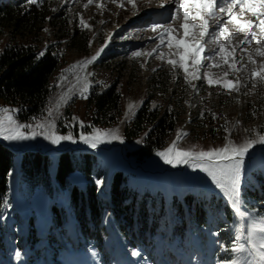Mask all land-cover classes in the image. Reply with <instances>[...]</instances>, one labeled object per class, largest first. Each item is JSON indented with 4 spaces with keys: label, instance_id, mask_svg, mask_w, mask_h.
I'll list each match as a JSON object with an SVG mask.
<instances>
[{
    "label": "rangeland",
    "instance_id": "1",
    "mask_svg": "<svg viewBox=\"0 0 264 264\" xmlns=\"http://www.w3.org/2000/svg\"><path fill=\"white\" fill-rule=\"evenodd\" d=\"M59 3L63 10L75 16L79 27L88 32L89 53L86 55L75 51H67L64 46L67 40L61 41L60 54L63 55L64 62L52 82L54 89L48 102L46 114L40 119L24 124H32L35 127L37 123H44L54 118L57 133L67 135L72 132L77 143L64 141L59 146H56L45 140L43 136L27 141H6L0 138V141L15 149L20 147L21 150L37 152L40 155H42L41 152H47L42 156H48L53 162L49 171L50 174H52L57 157L63 153L61 151L68 150L74 145L78 146L81 134H92L97 129L102 131L118 130L119 135L124 140V128L141 106L150 100V107L155 110L164 103V99L159 96L150 98L149 81L153 69L157 70L164 67L168 71L173 70L167 63L156 59L155 55L152 57L144 55L133 57L132 53L135 51L147 52L154 47L156 34L150 30V25L153 22H171L169 9L170 7L174 8V5L166 4L164 9H160L157 7L158 0H153L151 5L147 3V0H136L137 7L135 9L127 4L126 0H117L116 3H113L112 0H94V3L87 8L84 7L87 0H59ZM96 3L102 4V7H96ZM121 3L124 4V7L118 6ZM160 13H163V15H160ZM81 18L88 25L87 28L80 24ZM246 18L254 19L250 14ZM178 23L174 26L178 27ZM46 29L47 31H44L39 36L37 44L43 48L56 43L55 33L50 28ZM213 30H215L214 24L210 31ZM109 36H111V40L108 39ZM242 38L243 34H240L234 38L232 43L237 44ZM105 41L108 43L107 47L104 48L99 62L93 66L94 85H92L91 89L97 87L100 92H103L115 82L118 84V90L122 95V117L118 123L110 128H91L90 116L85 108L91 89L86 94L87 98L74 95L63 106L60 114L54 112L53 117H49L48 109L55 108L57 102L60 101L63 90L77 72L74 67L75 62L90 56L93 51L102 47ZM7 43H9L8 36L0 38V46L2 48ZM211 47L213 46L209 45V48ZM248 47L249 51H251L255 45ZM164 51L167 52L168 50L165 48ZM210 54L207 51L205 53V55ZM105 56H107V60ZM236 56L239 59V48H237ZM257 59L259 62H264L260 61V58ZM217 60H219V57H217ZM208 63L209 61H204V64ZM244 63L247 64L246 54ZM125 65L128 67L126 71L123 70ZM251 67V65H248L249 69ZM224 70V67L213 69L202 67L200 72L203 75L205 71H210L216 75V78L222 80L224 79L222 75ZM175 72L179 77L180 88L186 89L188 85L184 83L181 70L176 69ZM239 75L244 83L248 84V87L241 88L239 94L236 92L229 94L227 90L222 89L219 85L210 87L204 79L193 81L196 90H192V93L187 91V98L182 101L184 110H182L181 122L165 148L168 147L172 140L176 139L177 132L181 130L188 135L181 138L179 142L180 148H195L196 150L222 147L225 143L224 137L229 135V133V138L236 143H242L250 134L253 137L257 134H264V88L251 89L247 72H241ZM227 78L235 79V76L230 74ZM246 91L249 92V95H244ZM178 95L181 94L178 92ZM129 102L134 105L131 112L128 111ZM0 107L13 109L1 102ZM12 114L17 119L16 111ZM213 114H215L216 119H213ZM73 117L76 119H73ZM194 117L197 119L195 122L193 121ZM225 125L228 132L224 130ZM89 129H91L90 133L87 132ZM138 141L141 142L127 143L124 140L121 143L119 140H113L111 143L101 144L105 147L106 145L115 146L106 151L82 150L69 153L74 154L78 158L88 154L92 157V161H95L93 166L104 171V176L100 179L104 183L102 186H98L99 193L103 198H107L109 183L113 174L120 172L125 176L128 188L136 191L139 195H147L149 198L148 203L156 202L162 206L167 218L166 224H163L164 218L158 216L159 224L162 228L164 226L165 236H168L171 228L174 229L173 247L180 251V258H173L172 262L168 264H225L226 261L237 256L242 258V264H247V261L259 264L258 258L254 253L251 255L248 253L234 254L230 251L231 247L221 246L216 240L219 236V231L217 230L214 231V236H199L197 242H193L196 246L195 248H192L191 243L185 241L184 237L176 232L182 226H189L194 229V225L191 222L192 212L189 205L184 203L185 196L196 198L198 205L203 206L204 212L208 216L207 222L213 218L214 214V217L218 220L224 217L222 206H227L233 211L232 207L222 197L203 187L204 183H212L213 181L206 172L200 171L199 168L193 169L188 165L180 164L176 169L172 171L164 170V173L160 174V172H163L161 169L164 162L156 154L152 157L143 156L138 151L143 145V141L142 139ZM119 145L124 147L132 161L140 165H149L158 173L153 174V176L133 173L125 164L124 159H122ZM128 153H135V155L129 156ZM16 154L17 165L9 178V192L0 207V242L4 245L3 253L5 255L12 257L14 262H23L25 264L21 255H24L27 247L25 237L28 234L29 236L33 234L36 238L45 235H48L47 237H51L54 234V236L58 235L59 230L53 219L55 215L52 208L55 204L67 205L69 189L60 190L57 201H55L54 198L48 195L47 188L44 186L31 187L19 174L18 163L23 154ZM108 175L109 177L106 178ZM94 177L96 179V173H94ZM70 182L84 184L85 179L82 173L76 172L71 176ZM241 182H243L241 186L243 203L240 206V211L245 214L244 217H241L245 225L242 226L240 221L237 220L239 226L235 230L234 236L239 235L241 237L239 243L249 247L247 240L249 225L254 218L264 217V145H256L245 158ZM179 201L183 204L182 211L178 208ZM22 207L28 209V216H24L21 210ZM62 239H64L63 236ZM253 242L258 246L259 234L253 236ZM40 243L38 241L37 244L33 245H40ZM62 260L59 255L54 259L56 264H61ZM85 262L86 264H96L91 257H86ZM142 263L148 264L147 259L144 258Z\"/></svg>",
    "mask_w": 264,
    "mask_h": 264
},
{
    "label": "trees",
    "instance_id": "2",
    "mask_svg": "<svg viewBox=\"0 0 264 264\" xmlns=\"http://www.w3.org/2000/svg\"><path fill=\"white\" fill-rule=\"evenodd\" d=\"M59 4V0H38L35 4L28 0L0 1V38L8 36L9 39L7 45L0 46V102L15 109L21 123L46 114L54 89L52 82L64 62L60 54L61 41L67 40L64 44L67 51L89 53L88 32ZM46 28L55 33L56 43L43 48L37 44ZM41 52L43 56L39 55ZM127 68L125 65L123 70ZM149 84L150 98L159 96L164 103L153 110L150 100L146 102L123 132L127 143L142 139L143 145L138 151L145 157H152L166 147L181 122L182 101L187 98V91L192 93L193 90L189 86L181 89L176 72L164 67L152 72ZM121 103L122 95L116 82L103 92L93 87L85 103L91 128L116 125L122 117ZM196 120L194 117L193 121ZM91 158L88 154L78 158L69 152L62 153L50 174L53 162L48 156L27 152L20 157L19 174L31 187L44 186L55 201L60 190L69 189L67 205L55 204L52 208L58 235L36 238L28 234L27 247L21 255L25 264H56L57 255L63 259L61 264H86V257L93 258L96 264H143L144 258L148 264H168L173 258H180V251L173 247L174 229L165 236V228L159 224L158 216L164 218L163 224H166L167 214L162 206L148 203L147 195L128 188L120 172L113 174L107 198H103L96 181L104 176V171L96 169ZM16 160V153L0 145V207L9 192V178ZM76 172L82 173L84 184L70 182ZM184 203L192 212L194 229L182 226L176 232L190 242L192 248L196 247L193 242H197L199 236H214L215 230L219 231V236L214 238L221 246L229 248L236 242L234 233L239 224L229 207L222 206L224 217L218 220L214 214L207 222L208 216L196 198L185 196ZM178 208L183 210L181 202ZM38 241L40 245H33ZM3 247L0 242V264H23L5 255ZM134 252L139 254L133 255Z\"/></svg>",
    "mask_w": 264,
    "mask_h": 264
},
{
    "label": "snow or ice",
    "instance_id": "3",
    "mask_svg": "<svg viewBox=\"0 0 264 264\" xmlns=\"http://www.w3.org/2000/svg\"><path fill=\"white\" fill-rule=\"evenodd\" d=\"M38 0H28V3L35 4ZM116 3L117 0H112ZM127 4L133 9L137 7L136 0H126ZM94 0H87L84 5L87 8L93 4ZM151 5L153 0H147ZM168 5H174L169 9L171 22H153L150 30L156 34L154 39L156 43L154 47L147 52L135 51L133 57H152L161 60L171 66L173 71L181 70L184 83L196 90L193 81L204 79L208 86L219 85L222 89L240 93L241 88L248 87V84L240 77L241 72H247L251 89L257 87L264 88V0H158L157 7L164 9ZM119 7H124L121 3ZM96 7L101 8L102 4L96 3ZM250 14L254 19H247ZM163 15V13H160ZM178 23V27H175ZM80 24L85 28L88 25L81 18ZM213 24L215 30L210 31ZM47 31V29H45ZM243 34V38L237 44L232 41L235 37ZM111 40V36L108 37ZM209 45L213 47L209 48ZM255 45L251 51L248 46ZM107 43L98 50L96 56L90 60L81 62L79 66H87L97 59ZM168 51L165 52L164 49ZM237 48L240 49V57L237 59ZM210 52V55L205 53ZM245 54L247 64L244 63ZM43 56L44 53L39 54ZM219 57V60H217ZM204 61H209L204 64ZM239 65V67H238ZM248 65L252 67L249 69ZM143 66V65H142ZM75 67V66H74ZM222 68L224 79L216 78V75L210 71H205L201 75L200 69ZM155 71V69H153ZM232 74L235 79H228ZM90 85L84 78L81 88V97L87 98ZM244 95H249L245 92ZM61 102H66L65 97H61L55 108L48 109V116L53 117V113L59 111ZM239 102V101H237ZM131 112L134 108L133 104L128 105ZM15 109L0 107V138L6 141H27L34 140L38 136L49 141L52 145L59 146L61 142L68 141L77 143L72 132L67 135H60L56 131L54 118L44 123H37L35 127L32 124H24L19 122L12 113ZM203 115V114H201ZM73 119H76L73 117ZM213 119H216L213 114ZM224 130L228 132L227 126ZM247 131V130H245ZM187 133L177 132L176 140L162 151L156 153L161 160L172 167L185 164L193 169L199 168L200 171L206 172L211 177L213 183L222 191L228 194L233 209L239 217H244V213L240 211L243 203L241 198V180L244 171L245 158L251 149L256 145H264V134L250 136L242 143H236L229 138L224 137L225 143L222 147L209 148L207 150L195 148L182 149L179 142ZM113 140L124 142L123 137L119 135L118 130H95L92 134H81L79 141L95 149L100 144L111 143ZM141 141H137L140 143ZM103 180H97V186H102ZM259 234V244L253 242V236ZM241 237L236 236V243H233L230 251L234 254L248 253L255 254L259 264H264V217L254 218L248 229V243H239ZM139 253L134 252L133 255ZM246 259V258H244ZM225 264H242V258L237 256L230 259ZM247 264H253V261H247Z\"/></svg>",
    "mask_w": 264,
    "mask_h": 264
},
{
    "label": "bare ground",
    "instance_id": "4",
    "mask_svg": "<svg viewBox=\"0 0 264 264\" xmlns=\"http://www.w3.org/2000/svg\"><path fill=\"white\" fill-rule=\"evenodd\" d=\"M104 47V46H102ZM102 47L96 49L95 51H93L91 53L90 56H87V57H84V58H81L79 60H77L74 64L75 68L77 69V72L75 73V75L73 76V78L71 79L70 83L68 84V86L63 90V93H62V96L66 98V102H61V106L59 108V111L57 114H60L63 106L74 96V95H77V96H80L81 97V88H82V83H83V80L84 78L87 79L90 87L88 89V91L91 89L92 85H94V81H93V66L95 64H97L104 52H101L100 55L97 57V59L95 61H93L91 64H88L87 66H79L81 65V62L83 61H86V60H90L92 57L96 56L97 52L99 49H101ZM88 93V92H87ZM86 93V94H87ZM85 94V95H86ZM61 96V97H62ZM61 99V98H60ZM129 104H132V102H129ZM128 111H129V108H128ZM180 132H184L183 130H181ZM176 139L172 140L170 142V144L168 145V147L172 144L173 141H175ZM20 149V147H18ZM17 148V149H18ZM58 148V147H57ZM76 148L79 150V151H82V150H86V151H106V150H101L100 148H107V150L113 148L112 146L110 145H106L105 146H102L101 144L93 149L91 147H89L88 145L82 143V142H79L78 146H76ZM119 150V149H118ZM53 151H56V150H53ZM55 153V152H54ZM123 159V158H122ZM125 162V161H124ZM125 164L130 168L129 170H131L133 173L135 174H141V175H145V176H153V174H155V170L154 168L150 167L149 165H141L140 167H138L136 165L135 162L133 163H126ZM178 167V166H177ZM177 167H172L171 165H168V164H165L163 165L162 169L161 170H168V171H172L173 169H176ZM108 176H106L107 178ZM201 178V177H200ZM105 179V178H104ZM206 181V180H205ZM207 182V181H206ZM243 182H241V186L243 185L242 184ZM203 187L207 190H209L210 192L222 197L224 200H226V202L233 208L231 202H230V199L228 197V194L225 192V191H222L219 187L216 186L215 183H204L203 184ZM24 216H28V209H26V207H22L21 208ZM241 210V209H240ZM241 225L244 226L245 225V222L244 220H241ZM245 228V227H244Z\"/></svg>",
    "mask_w": 264,
    "mask_h": 264
},
{
    "label": "water",
    "instance_id": "5",
    "mask_svg": "<svg viewBox=\"0 0 264 264\" xmlns=\"http://www.w3.org/2000/svg\"><path fill=\"white\" fill-rule=\"evenodd\" d=\"M107 42L105 41V43L103 44V46L106 44ZM108 44V43H107ZM0 145H2V146H4L5 148H8L9 150H11L12 152H14V153H18V154H23V153H25V152H27L28 150H21V149H15V148H13L12 146H10V145H8V144H6L5 142H2V141H0ZM112 147H115V146H112ZM119 148H120V150H121V156H122V158L124 159V161L126 162V163H133L134 161H132L129 157H128V155H127V153H126V151L124 150V147L123 146H121V145H119L118 146ZM101 150H107V148H100ZM75 151H79L77 148H76V146L74 145V146H72V147H70L68 150H63V151H61V152H63V153H66V152H75ZM58 152V151H57ZM47 152H41V154L42 155H45ZM20 164V159H19V163H18V165ZM136 165L138 166V167H140L141 165L140 164H137L136 163ZM156 173H158V172H156ZM161 173H164V171L163 172H160V174ZM108 177H109V175H108ZM107 177V178H108Z\"/></svg>",
    "mask_w": 264,
    "mask_h": 264
}]
</instances>
